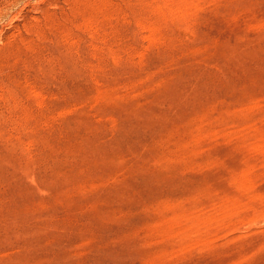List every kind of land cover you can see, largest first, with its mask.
Instances as JSON below:
<instances>
[{
    "label": "rangeland",
    "instance_id": "1",
    "mask_svg": "<svg viewBox=\"0 0 264 264\" xmlns=\"http://www.w3.org/2000/svg\"><path fill=\"white\" fill-rule=\"evenodd\" d=\"M0 264H264V0H0Z\"/></svg>",
    "mask_w": 264,
    "mask_h": 264
}]
</instances>
